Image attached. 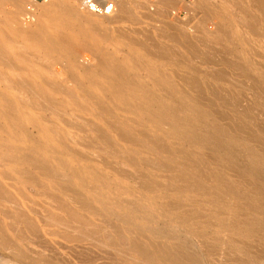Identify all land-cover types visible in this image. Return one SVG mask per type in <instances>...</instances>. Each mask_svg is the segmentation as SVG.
Segmentation results:
<instances>
[{
	"label": "rangeland",
	"instance_id": "obj_1",
	"mask_svg": "<svg viewBox=\"0 0 264 264\" xmlns=\"http://www.w3.org/2000/svg\"><path fill=\"white\" fill-rule=\"evenodd\" d=\"M131 1L133 3H130V4H133L134 6L130 5L131 8L129 7V12L127 11L128 13L125 14L126 16L124 15V18L121 20V22L116 23L115 21H110V20H114L117 17V15L115 14V15H111L110 17H108L107 18L108 20L106 19L107 22L109 21L107 23L101 17H95V16L93 17L91 15L86 14V11L83 9L82 4L81 5L79 4L80 2L78 0H58V1L57 0H47V1H44V0H6V1L0 0V32H1L0 33V44L4 45V47L7 49L6 52L10 50L9 53H7V56L10 55V57H12L14 53L17 52L16 54H18V52H20V53H24L22 54V57H23L27 52L28 55H25L23 59L24 58L27 59L26 60L27 62L28 60L32 58L33 59L32 61L36 62V65H33L35 64V62L32 63V61L28 62L27 64L29 65L30 63L31 65L29 66L34 67V68L31 67L32 71L34 72L39 71L40 75H37L38 77L40 76L39 77L40 79L37 77L39 80H43L44 77H45L44 79L46 80H44V82H40L37 78L34 77L33 79L32 77L31 82L33 83V80H34L35 83L33 84L36 87L41 85V87L40 88L38 87V88L41 90V92L43 91L41 93L42 98L45 100V98H47L49 95L50 99L49 97L47 99H49L51 103L53 101L52 104L55 106L54 107L52 105V107H54L52 108L51 103H50L49 104L50 106L48 105V107H46L48 110H46V108H45V111L44 109L41 110L42 107L40 108V106L42 105L43 100H40V99H36V100L34 99L35 102L30 101L31 104L29 102L28 104H22L20 106L18 105V103H11L12 97H17V94H19V92L15 94V92H17L16 89L18 88L14 87L15 86L14 84L16 83L17 78H19V75L17 76V73L5 71V69L3 70L0 67L1 68L0 71L3 70L1 72L2 74L0 73L1 74L0 75V96H1L0 103L1 105L7 108V109L3 108L0 105V111H2L1 108H3L4 112L6 110L8 113H10L8 115V113L5 112V114L9 117L10 116L16 117L17 115H20L21 113L22 114L21 116L24 115L25 120L26 118H30V120L32 121V122L30 121L31 123L28 121L29 119H27L26 121L25 120L23 121L22 125L23 124L24 125L21 126L22 128H20V129H23V127H25V129L21 130L23 131V133H21V131L19 132L20 129L19 130L18 128L16 129L18 131L16 132L18 136L13 141L15 140L17 141L19 139L20 142H13V141L6 140L5 136H3L4 134L0 132V135L3 134L2 136H0V141L2 140V142H4V143L0 142L1 148H5L9 146L11 143H14L15 145H18L19 147H22V148L24 147V149L25 147L32 148L33 145L31 142L36 141V139L40 137L39 130L43 129L42 127H44L45 130H49V128H51L53 134L54 132H56L55 134H58V135L63 134L61 135V138H60V139H63L62 140L63 142L60 143L61 140L57 138L58 137L57 135H53V134L51 135L50 134L52 133L51 130L47 131V135H50L49 138L53 136L52 137L53 139H51L53 145L58 146L59 145L58 142L60 141L59 142L60 145L63 144L64 146V153L71 154L73 152V155L72 154L71 155L76 160L78 159L77 161H79L80 163L82 162L81 164L86 167L93 168L95 169V171L97 170L98 172L97 171L96 172L98 176L102 178L104 177L103 180L106 179L105 181H102V185L104 189L106 191H111V192L113 191V192L110 196L106 197L104 195L103 196L104 198L102 199L103 202L105 201V203L106 202L109 203L110 201H114L112 198H114L116 195V189L117 188L119 189L120 187H121L120 190L123 188V190L125 191L127 190V192H130V194L126 193L123 195V198L124 199L126 198V201H129L130 198L131 200H133V198L134 200L135 198L139 199L142 196V194H145L147 192V190L145 191L147 184H150V185L152 184L151 190L153 191L154 196L158 194L157 195L158 197L156 196L158 200L155 198L156 200L154 199L155 202H153L154 212H157V216H156L157 218L155 222L153 221V225H152V222H149L150 225L154 228L156 225L166 227L168 235L170 234L171 236H174V237L178 236L179 239H181L179 241L183 243L185 242V244L189 246L190 252L197 254L198 257H200V260H202L201 262H203V264H264V239L255 237L253 239L246 240L243 237H240L237 235L236 236L231 235L229 233L230 228L227 227V225H229V223H230V226L233 224L231 222L232 218L230 217V215L221 211V207H218L220 208L219 209L220 212L219 210L215 209L216 211L214 215L215 218L213 217V219L212 218L208 219L209 217V216L207 217L208 209L211 206V202H210L211 200L209 196L203 197L202 195H197L195 193H192L191 189H189L188 192H186V194L180 193L186 184L184 182V179L182 181L181 180L177 181L175 176L178 177V174L180 175L182 174L181 176L179 175V177H185L187 179L189 176V173H190L189 178L192 176V172H191L190 167L186 166L187 167L186 168L183 165L184 162L183 164L180 163L181 166L175 164V163L179 164V162H182L183 159L181 161L179 160L181 159L182 155L177 150H175L173 144H168L165 139L159 136H157L158 139L154 138V141H148L145 138L147 142L146 143L144 139H142L141 137H139V135H137L134 137L135 140L131 141V146L133 148L130 145L129 147H127L126 143L119 139L120 128L118 124V119H121V117L128 119L127 122L132 125L133 129L137 133L140 130V128L139 126L137 127V125L136 126L134 125V123L136 124L137 122V119L135 118V116H133L132 114L126 115L124 112L110 113L109 111V114H108L109 117H111L110 115H112V118H109L108 115H105V112H103L104 111L103 110L102 113L101 112L100 114L97 113L98 115L96 114L92 117L91 115H85V114L82 115L78 112H75V110L74 112L73 111L71 112L70 110H73L72 107L64 104V98L68 96V95L65 96V94L68 92V91L66 92V89L69 90V93L67 94L70 95L73 93L74 95L73 94L72 95L75 96L74 97L75 99H77L79 97V96L77 97L79 93L75 89L77 88V86L75 85H78L80 82L85 83L84 81L86 80L87 76H90V78L91 77L93 78V79L91 78L93 81V84L94 83L97 84L96 87L92 85L93 86L92 89L97 95L106 96L108 94L107 85L109 83L108 78L110 76L109 74L107 75L108 73L107 71H105L106 72L105 73L102 70V68L99 67L100 63L102 64L103 63L104 64L105 63L106 64L115 63L117 66H120V68L127 70L133 75H135V78L139 82H141L143 85L150 87L151 82L148 76V72L141 69L139 65H140V62H142L144 59L146 60V62H148L147 60H149V62L152 64H156L157 61L158 63L161 62L157 59H154L155 57H151V56H153L155 52L154 48H156L157 45L159 44L166 45L167 43V41L164 40L163 38L164 36L162 37V35H160L159 33V31L163 27V24H165L164 22H167L171 24L172 26L174 25L176 30H179V32L173 36L171 45H167V47L171 46L172 47L171 49L175 51L174 53H179L180 57L177 56L179 61L177 62V64H175L176 67H173L172 65L166 67L167 69L172 70V71L177 70L175 73V77L172 75V76H168L166 79L169 78L170 79V80L168 79L169 82L175 84V86L178 85L179 87L178 86L176 87L177 90L181 89V91L186 93L184 94L187 95V97L189 96L190 98L196 97L197 94L195 95V91L191 89L190 91L188 88L184 86V79L186 77H189L187 75L190 73L189 71H186V68L184 66L182 67L183 64H180L181 63L180 59L181 58L183 60L185 59L186 61L182 62L184 63L185 66H190V67L193 66L192 68L195 69V72L197 71L199 72V74L198 73L196 74L195 72H191L190 74L193 75V77L196 74L195 75L197 76L196 79L198 80L202 79L200 81H202V83L205 86L207 85V87L209 86L216 87L220 90H223L224 92L228 93L229 95H231L232 97L236 99L237 98L241 99L243 102H245L246 106L249 108L248 116L251 117L254 120V122H256V123L253 122V124L251 125H247V124L246 126L244 125L245 127L243 126L244 128L243 127L241 128L242 129L241 132H240V129L235 128L239 131L235 130L232 123L230 124L231 126L227 125V123L229 124V122L231 121L234 123V120H236L235 118H233L234 117L233 114H231V112L228 109L226 108L224 109V107L221 108L220 105L218 106V103L215 102V100H213L211 95L205 91L202 96L199 95L200 97L198 99L200 101V104L203 101L202 104H204L206 108L210 104L212 106V109L211 108L209 109H211V111H213L215 114V115L213 114L214 116L213 119H215V117H216V120L219 119V121L222 124L224 123V125L222 126H225V127L230 126L228 127V129L231 132H234V133H231V137H234V138H230L228 142L230 140L231 141L229 143L226 142V144H224L220 149H214L212 146H208L204 149L201 148L200 150H198V148L195 147L193 149V155L195 156V154H198L200 152L201 153L203 152V155H206V153H208L209 155H206L205 158L208 162L213 163V164L209 163L210 165L212 164L211 167L214 168L215 165L217 164L215 167L216 170L218 169L221 170L224 168V167L222 168V166H224L225 162L224 161L222 162L221 159L223 158L222 156H226V155L230 156L232 160L234 161L236 160L243 161V164L241 162L242 167H248L247 161L249 158H251L252 154L257 155V157L260 158V160L258 158L257 159L261 162V160L264 159V155L262 154L264 153V142H263L264 136L262 135V133L264 134V110L262 109V107H260L257 100L259 98L260 92L264 93V30L262 31L261 29V31L259 32H252L251 30L248 29L250 32L248 31L246 32L247 28H245L246 30L243 28L246 24H248L247 22L250 20V18H247L246 14L244 16L243 13H245V10H247L249 11L251 15H253V17L256 16V18L258 17L260 18L259 10L263 11L264 7L262 8L261 6L260 7L261 9H260L258 6L254 5V3L250 0H248L249 2L247 0H242V3L240 2V0H236V1L231 0L232 3L230 0H172V3L169 7H167L166 9L163 8L166 12V15H164L165 12L164 14H162L164 16L163 18H165L163 19L162 15L156 12L157 6L154 4V1H149V0H131ZM238 1L240 4L238 3ZM263 1L264 0L261 1V5L264 4ZM58 2L61 3L62 5H60ZM49 5L51 7H49ZM55 5L57 8L54 7ZM71 7L75 9L74 12H77L75 13V15L71 11H69L71 10ZM195 8L197 11L195 10ZM48 11L50 12V14L58 13L60 15L62 22L64 21V24L66 21L68 22V20H70L71 18H75V17H81L82 19L85 20L84 22H81L80 24L81 26L80 25L79 27L76 26L77 31L79 30L81 33H83L80 35L81 40H83L85 44L87 43L86 44L87 46L93 45L96 43L95 45L99 47V52H100V53L97 52L98 54H96V53H92L90 50H88L89 51L88 52L87 49L85 51L82 48L77 51L76 63L79 66V62H80L81 66L79 67L82 69L84 68L85 72L83 71L80 72L79 70L68 68L67 62L64 59L65 56L62 54L59 55V57L61 56V58H59L55 53L54 54L51 53L49 57L48 55L47 57H45V54L37 50L30 51V52L29 51L21 52L22 50L20 49L26 50V46L24 44L27 43L26 42L27 35L34 34L35 36L40 38L43 32L42 31L43 29L46 32H52V29H50L49 21H47L48 15H49ZM205 11L209 13H207L206 15ZM200 12L202 14L204 13L203 17ZM158 14H160L161 16ZM195 14L197 16V19H196ZM198 15H201V16H199L198 18ZM191 20L195 27L193 26L192 23H190ZM39 21L41 22V24H39L40 23ZM4 23L6 24L8 23V24L6 25ZM92 26H95V28H92L93 30L91 29ZM59 27H57V29L59 28L58 29L59 34H65V35L67 34L68 36L72 35L73 30H69L66 27V25H63V26L60 25ZM16 29L18 32L16 31ZM122 29L123 31H120ZM226 29L228 31H226ZM10 30L12 31V33L10 32ZM34 30L36 31V33L32 32ZM94 30L97 32V34L96 32H94ZM112 30H115V33ZM116 31L118 32L116 33ZM221 31L226 32L227 34L228 33L230 34L231 44L234 50L233 54L223 53L221 51L220 46H216L213 43V40L217 39L216 36L218 34L221 36L220 34ZM16 32L17 34H15ZM19 32L21 33L19 34ZM93 32L95 33V36H93L94 38L91 37L90 35ZM124 32L126 33L123 34ZM98 34L99 36H96ZM117 34H122L121 36L122 37L124 36L125 40L121 38L120 35H117ZM18 35L20 37H17ZM125 35H127V37ZM239 35H241L242 39ZM6 36L10 37L11 39L10 42L9 40L8 41L5 40V38L6 39L9 38ZM24 36L26 37L24 38ZM220 36H217V37L219 38ZM131 37L136 39V40L134 39L133 40L134 42L137 41L136 42L138 44L137 46L134 45L136 43L134 42L132 43L133 40L130 41L131 45L128 44L130 39L127 40V38H131ZM105 38H106V41H105ZM12 41L14 44L11 43ZM162 41H166V42H162ZM151 42H153V44L156 42L157 44L155 43L156 45H152V44L150 45ZM9 43H11V45L13 44L15 46V49H14V46L13 45L11 46ZM15 43L18 46L20 45L22 47L19 49ZM183 43H186V44H183ZM110 53L113 56H110L111 55ZM29 54L31 55V58ZM40 54H42L43 56ZM149 54H151V56L148 57ZM52 57H54V59H52ZM47 58L48 59L51 58V59L48 60ZM102 59H104L103 62H102ZM111 59L112 60L115 59V60L111 61ZM232 60H238V63L242 65L245 72L242 73L236 67L230 66V62ZM188 62L190 63V65ZM134 63L136 66H134ZM28 65L26 66L24 65V67L30 70V67H28ZM85 66L86 67L88 66V68L86 69ZM91 66L92 68L93 67L95 68L92 69ZM95 70H99V71H95ZM67 71L69 73H67ZM208 72H211L210 77H206L204 75ZM36 73L38 74V72ZM81 73L82 74L84 73V74L82 75ZM99 75H101L102 78ZM104 78L107 80H105ZM35 79H37L38 81ZM68 79L70 82L71 81L73 82V80L75 82L76 80V83L74 84V82L73 83L71 82L70 84ZM49 80L52 83H49ZM38 82L41 84H39ZM53 82H55V84ZM253 82H256V84L258 85V88L254 87ZM66 83L68 84V87ZM10 84H12L13 87H11ZM46 84L47 85L49 84V85L47 86ZM8 85H10L11 88L8 87ZM63 85H65L64 86L65 89L62 88ZM71 85H74L73 86L74 89L71 88L72 87ZM98 86H100V88ZM43 87H46V88H43ZM101 87L103 91L106 93V95L102 91ZM60 88L62 89V91L63 89L65 90L63 91V93L66 92L63 95L65 97L63 96L61 97L62 93H60L59 95V92H62ZM53 89L55 90L57 89V90L55 91ZM5 90L7 91L5 92ZM18 91H20V89ZM70 91H72V93H70ZM102 92L104 93V95ZM72 95H70L71 97L68 96L69 99L71 98L74 99ZM1 98L4 99L5 101L8 99L7 101L9 103L7 101L6 103L7 104L11 103L13 107L15 106L14 108H12L13 110L11 109V106L9 107V105L7 104H5L6 106L2 104L4 101ZM60 99H63V100H60ZM37 100H39L38 103H36ZM60 101H62L61 102L62 104L60 103ZM45 102H49V101L45 100ZM33 105H37L38 107L37 106L33 107ZM52 109H55V110H52ZM56 110L57 112L59 111V114L61 116L60 115L57 116L58 113L56 112ZM3 111L2 113H4ZM11 113L14 115H11ZM72 113H74L73 116H72ZM107 113L108 112H106V114ZM116 113H117V116H115ZM231 115L233 117H231ZM119 116L120 118H117ZM77 118L80 119L81 121H79ZM108 118L113 119V120H109ZM75 119L78 121H75ZM106 119H107L106 122L109 123V126L106 123L107 127L104 122ZM228 119H231V120L228 121ZM240 119L238 120L240 121ZM243 120L247 121V119H244V118L242 119V121ZM129 121H132V122H129ZM33 122L37 124H34ZM90 123H92L93 125L92 127L94 130H96V126L98 130L94 132L92 127H89L91 126ZM103 123L104 125H101ZM114 123L115 125H113ZM221 123H218V124L221 125ZM40 124L42 126H40ZM49 124L52 125V127L49 126ZM87 124L89 125L88 127L90 129H87ZM253 125H256V126H253ZM141 126H142L143 131H147L143 125ZM231 127H232V130H231ZM163 128H166V126L163 125ZM258 129H259V132H258ZM96 132H99V133L97 134ZM21 135H22V138H21ZM235 135L238 138L239 136H242L244 139L247 137H249L250 139L247 138L249 141H246L245 139L246 142L245 141L243 142L245 145H243V143H241L240 145V142L243 141V138L241 137L240 139H238ZM102 136L106 138V142L108 138V140L111 141V144L106 143L103 140ZM150 136L152 139V134ZM260 137H263L261 138L262 142L259 141ZM233 139H235L236 141ZM21 140H23L22 142L27 141L28 143L24 144L21 142ZM30 140L32 141L30 142ZM156 140H157V143L159 144L158 145L157 143L156 144L153 143V144L155 145V148L157 146L160 147V150H159V147H157V151L160 152L162 150L164 152L165 148H167L165 152H168V151H171V152H168L167 154L164 152L165 156L163 153H161L162 151L160 153L158 152L160 156L159 158L158 153L154 152L155 151L154 146L151 147L152 150H150L151 143L155 142ZM54 141L56 143H54ZM247 143H249L251 147H249ZM35 145L36 144H34V146ZM169 146L171 150H169L170 149ZM65 147H68L66 151L69 152L71 150V152L69 153L66 152ZM125 147H127V149ZM1 148H0V159L2 158V160L5 161L6 158L3 157ZM131 150H133V152ZM107 151H109L110 154L109 153L106 154L105 152ZM27 152L25 151L24 153L23 151V153L26 155H27ZM74 153H75V156H74ZM132 154H134V156ZM135 154H137L136 157H135ZM168 154H169V157H166L168 156ZM193 155L191 156L190 154V157L192 158ZM210 155L211 157H209ZM79 156H81L80 157L81 159L78 158ZM130 156L131 157L133 156V158L131 159ZM52 157L56 158L57 156H55L54 154V156L52 155ZM128 157L131 160L125 159ZM156 157L158 161L159 159L160 161L163 160V164H164L163 166L161 164L162 161L161 162L159 161L162 168H156V167L152 168V166L150 165V161L156 160L154 159ZM164 157L168 159H165ZM212 158L213 160L210 161ZM217 159L218 160L220 159V160L217 161ZM213 161H215L216 163H214ZM0 162L2 161L0 160ZM26 163L27 161L24 162V164L20 165V167L21 168L23 167L22 169L24 170L30 171L31 170V168L29 167L30 165ZM165 163L167 164V167ZM218 163L219 165H222V166H219ZM249 163H250V160H249ZM2 164L3 163H0V182H2L6 191H8L9 193L13 195V198L16 200L15 203H18L20 206V207H17V206H14L15 205L14 204L13 206H10V207H14V208L17 207L16 211L18 212L24 211L23 212L24 214H22V216H25L24 219L30 218V217L33 218L37 226L36 229L39 230L38 233L26 232L24 234L25 246H27L30 251L42 252L46 255H53L55 259L61 264H115L116 263L115 258L111 254V248H110L111 243L113 241V235L111 232L112 230L110 228V225L104 219L102 220L101 217L95 216V217H92L91 219V222L94 225L98 227L101 226L105 230L104 236L100 240H97V241L88 240V239H84L83 237H79L80 234H78L79 232H77L76 230L78 223H73V225L69 226V228L68 227L63 228L62 226L54 224V222L45 219L46 214L49 213L53 215H59L61 216V218H63V220L69 221V218L67 217L68 211L66 214V211L60 210L57 206L58 203L60 202L66 205L68 207V210L69 209L71 211L76 210L84 214V209L83 207H81L82 206L81 201L80 200L78 201V199H76L75 197L77 193V187L75 186L65 187L62 194L56 191V189H59L58 188L59 186L57 183L58 182L57 177L61 174L60 171H57L54 174L55 175L54 178H50L49 182H47L48 183L47 188L49 189V195L48 194L43 195V194L38 193L35 185L32 183L24 185L22 188V193H24L28 197L26 200L25 197L19 195L18 192H20V188H18L17 185H15V183L11 180V178L5 176V174L3 173V168L1 167ZM182 165L184 167H182ZM178 168L181 169V171L180 170L178 171ZM185 168L187 170H185ZM215 168H214V172H216ZM228 170H230V168ZM175 171H178V172H175ZM179 172H184V173H179ZM230 174L232 176H230ZM230 174L228 173V175L231 178L235 177L234 180L238 178L236 182L238 181L237 184L240 187L243 184H244L243 186L246 185L244 183L245 180L240 179L236 171L230 170ZM41 177L42 176L40 175L39 180L41 179ZM263 177H264V174H263ZM42 180L43 178L41 179V181ZM199 180H200L199 182L202 185L209 184V181H207V176L205 175V173L202 175V177ZM240 181H241V184L239 183ZM181 183L183 185H181ZM179 186L182 187V189H180ZM114 187H117V188H114ZM143 187L145 189H143ZM176 188L177 190L179 189L178 190L179 192L177 191L178 195H180L179 198H178V195L175 193ZM162 195H165L164 197L166 198H163ZM228 199L229 201H227ZM162 201H164L163 204L160 203ZM226 201L229 203H232L233 200L230 198H226ZM3 203H5V200ZM5 205H10V204H5ZM112 212H116V209H113ZM221 212L224 213L222 214V216H220ZM247 217H248L247 219H250V216H247ZM253 217L254 216H252V218ZM1 218L4 222L5 221L8 222L7 221L8 219H5L4 217H1ZM137 218L138 217H136V220L139 221L140 218L138 219ZM140 221L143 222L142 220ZM154 223H155V226H154ZM119 227L124 228L122 225H119ZM188 227L194 229V232L193 233L189 232ZM202 227L204 230L201 231L202 233H198V229H201ZM88 229L89 227H83L80 233H85ZM117 242L119 243L118 240ZM121 246L126 248V246L123 244ZM1 258L9 260L14 264H18L20 262L19 259L13 258V257L10 258V257L2 256ZM117 259L118 258L116 257V260Z\"/></svg>",
	"mask_w": 264,
	"mask_h": 264
},
{
	"label": "bare ground",
	"instance_id": "obj_2",
	"mask_svg": "<svg viewBox=\"0 0 264 264\" xmlns=\"http://www.w3.org/2000/svg\"><path fill=\"white\" fill-rule=\"evenodd\" d=\"M4 1H6V0H4ZM44 1H47V0H44ZM78 1L80 2L79 4L81 5L82 0L81 1L78 0ZM250 1H252L254 3V5L258 6L259 8L261 6H262V8L264 7L263 6L264 4L261 5L262 0H250ZM240 2L242 3V0H240ZM130 3H133V2L131 0H118V2L116 3L115 11L109 15H95V14H92L89 11L85 10L84 8L83 9L86 11V14L91 15L93 17L94 16L95 17H101L105 20V22H107L108 17L116 14L117 17L116 18L113 17V18H115L114 20H110V19L109 20L115 21L117 23V22H121V20L124 18V15L129 12V7L131 8V6L133 5ZM171 3H172V0H154V4L157 6L156 12L160 13L161 15L164 14L165 10L163 8L166 9L167 7H169L171 5ZM231 3H232V1H231ZM238 3H239V1H238ZM59 4L62 5L61 3H59ZM196 4H197V2H196ZM49 7H51V6L49 5ZM54 7L57 8L56 5ZM17 8H18V6H17ZM61 10H63V9H61ZM74 10L75 9L73 7H71V10H69V11H71L75 15V13H77V12H74ZM195 10H196V8H195ZM154 11H155V9H154ZM207 11H208V9H207ZM62 12H64V11H62ZM259 12H260V18L259 17L256 18V16H254L255 17L254 18L253 15H251L249 13V11H247V10H245V13H243L244 16L246 14L247 18H250V20L247 22L248 24H246L243 28V29L247 28V30L245 29L246 32L247 31L250 32L249 30H251L252 32H259V31H261V29H262V31L264 30V10L263 11L259 10ZM19 13H21V12H19ZM48 13H49V15H48L47 21H49L50 29H52V32H46V31H44V29L43 30L41 29L43 32L40 31V32H42V35L40 38H38L34 34L27 35V38H26L27 43L24 44L26 46V50L20 49L22 46L19 45L20 46L19 47L16 43L15 44L18 46V48L20 50H22L21 52H23V51L24 52H26V51L30 52V51H34V50L36 51L37 50V51H41L43 54H45V57H47V55L49 57V55L51 53H53V54L55 53L58 57L60 54H62L65 56L64 59L67 62L68 68H71V69L73 68V69L79 70L80 72H82V71L85 72L84 68L82 69L79 67V66H81L80 62H79V66L76 63L77 51L82 48L85 51L87 49V51L90 50L92 53H96V54H98L97 52H99V47H97V45H95L96 44L95 42H94L95 44L87 46L86 45L87 43L85 44L84 41L81 40V37H80V35L83 33H81L79 30L77 31L76 26L79 27L81 22H84L85 20L82 19L81 17H75V18H71L70 20H68V22L66 21L67 20L66 19L65 20L66 22L64 24V21L62 22L60 15L58 13H53V14L51 13L50 14L49 11H48ZM205 13L207 15V13H209V12L205 11ZM160 14H158V15H160ZM203 14H202V17H203ZM164 15H166V12ZM195 16H196V14H195ZM199 16H201V15H198V18H199ZM163 17L164 16L162 15V18ZM163 19H165V18H163ZM196 19H197V16H196ZM123 23H124V21H123ZM164 23L165 24H163V27L159 31V33H160V35H162V37L164 36L163 38H164V40L167 41L168 44L166 43V45L165 44L164 45H161V44L157 45L156 48H154L155 52H154L153 56H151V54L148 55V57L149 56L155 57L154 59H157L161 62L158 63V61L156 60L157 63L155 62L156 64H152L149 62V60H147L148 62H146V60L144 59L142 62H140V65H139L141 67V69L148 72V76H149L150 82H151L150 87H147V86L143 85L141 82H139L135 78V75H133L129 71L124 70V69L120 68V66H117L115 63H110V61H109L110 64L100 63V66H99L102 68V70L104 72L107 71L108 72L107 75L109 74V76H110V77L108 76L109 78L107 77L109 79V83L107 85V88H108V94L107 95L101 87L102 91L105 93L106 96H102V95L99 96L93 91L92 87L93 86L96 87L97 84L94 83V84H96V85H94L93 81H92L93 78L91 77L92 78L91 79L90 76H87L86 80L84 81L85 83L80 82L78 84V82H77L78 85H75V86H77V88H75V89L79 93V95H77V97L79 96L77 99L74 98L75 96H73L74 94L72 93V91H70V93H72L73 95L72 94H70V95H72L74 99H72V98L69 99V97H71V96L69 94H67V93H69V90L66 89V92L67 91L68 92L67 93L64 92V93H66L65 96L68 95L69 97L67 96L68 98L67 97L64 98V104L72 107L73 110L69 109L71 112L72 111L74 112V110H75V112H78L82 115L83 114L91 115L92 117L94 115H96L97 113L98 114H100V112L102 113L103 110H104L103 112H105V115H108L109 111H110V113H112V112H120V113L124 112L126 115L132 114L133 116H135V118L137 119V122H136V124L134 123V125L135 126L137 125V127L139 126V128H140V130L137 133L133 129L132 125L127 122L128 119L123 118V117H121V119H118V124H119V128H120L119 139L124 141L126 143L127 147H129V145L131 146V141L135 140L134 137L137 135H139V137L144 139L145 142H146V139L148 141H154V138H157V136H159V137H162L163 139H165L168 144H173L175 150H177L182 155L181 159H179V160L181 161L183 159L182 162L178 161L179 164H177L175 162L174 163L176 165L181 166L180 163L183 164V162H184L183 165L185 167L186 166L190 167L191 172H192V176L189 178L190 173L188 171L189 176L187 179L185 177H179L180 174H178V177L175 176L177 181H180V180L182 181L184 179V182L186 184L183 187V190L182 191L180 190L181 191L180 193L186 194V192H188V190L191 189L192 193H195L197 195H202L203 197L209 196V198L211 200L210 201L211 206L208 209V215H207V217L209 216L208 219H210V218L213 219L215 212H216L215 209L219 210L220 208H218V207H221V211L230 215V217L232 218L231 222L233 224L231 226H230V223H229V225H227V227L230 228V229L229 228L228 229H229V233L231 235H233V236L237 235V236L243 237L246 240H250V239H253L255 237H259L261 239H264V177H263L264 159L261 158L262 160L260 162L259 161L260 158H258L257 155L251 153L252 154L251 158H249L247 161L248 167H242L241 162L243 164V161H237V160L234 161L228 155L222 156L223 158L221 159V161L222 162L224 161L225 164H224V166H222V165H219V163H218V165L222 166V168L223 167L224 168L221 170L220 169L216 170V168H215L217 165L216 164L214 167L216 172H214V168L211 167V165L213 163L208 162L205 158L206 155H209L208 153H206V155H203V152L202 153L200 152L198 154L194 153L195 156L193 155V149L195 147H197L198 150H200L201 148L204 149L208 146H212L214 149H220L224 144H226V142H228V140L230 138H234V137H231V133H234V132H231L228 129V127L231 126L230 125L231 123L233 124L234 129L235 128L240 129V132L242 130L241 128L244 125L246 126V124L247 125L253 124L254 120L248 116L249 115L248 114L249 108L246 106L245 102H243L241 99H239V98L236 99V98L232 97L231 95H229L228 93H226L223 90H220L216 87H212V86L207 87V85L205 86L202 83V81H200L202 79H200V80L196 79L197 76H195V75L197 73L199 74V72L197 70H196L197 72H195V69L192 68L193 66L192 67L185 66L184 63H182V62L186 61V60L185 59L183 60L182 58L180 59L181 63L179 62L180 64H183L182 67L184 66L186 68V71H189L190 73L191 72L196 73V74L194 73L195 74L194 77L190 73L189 74L191 76L189 74L187 75L189 77H186L184 79V86L186 88H188L189 90L191 89V90L195 91V95L196 94L197 95L194 98L192 96H191L192 98H190V96L187 97V95H185L186 93L181 91V89L177 90L176 87L178 85L175 86V84L168 81L169 78L166 79L168 76H172V75L175 77V73L177 70L172 71V70L167 69L166 67L171 66V65L173 67H176L175 64H177V62L179 61L177 56L180 57V54L174 53L175 51L171 49L172 48L171 46H168L169 48L167 47V45H171V42L173 40V36L176 35L179 32V30H176L174 25L172 26L171 24H169L167 22H164ZM171 23H172V21H171ZM190 23H192V20L190 21ZM4 24H6V23H4ZM39 24H41V22ZM86 24H85V26H86ZM112 24H113V22H112ZM60 25L61 26L66 25V27L69 30H73L72 35L68 36L67 34L66 35L65 34H59L58 29L60 28L59 27ZM109 26H111V25H109ZM193 26H194V24H193ZM57 27H59V28L57 29ZM92 28H95V26H92L91 29ZM9 29H11V28H9ZM95 30H94V32H96ZM16 31H17V29H16ZM112 31L115 33V30H112ZM120 31H123V29ZM226 31H228V30L226 29ZM10 32L12 33L11 30H10ZM17 32L15 34H17ZM32 32L36 33L35 30ZM94 32L90 34L91 37L95 36ZM117 32L118 31H116V33ZM20 33L21 32H19V34ZM61 33H62V31H61ZM125 33L126 32H124L123 34H125ZM96 34H97V32H96ZM220 34H221V36L218 34L217 36H220V37L218 38L216 36L217 39L213 40V43L216 46H220L221 51L223 53L233 54L234 50L232 48L230 34L229 33L227 34L226 32H223V31H221ZM117 35L121 36L122 34H117ZM9 36H6V37H9ZM96 36H99V34ZM125 36L127 37V35H125ZM239 36L241 37V35H239ZM17 37H20V36L18 35ZM25 37L26 36H24V38ZM237 37H238V35H237ZM121 38L124 39V36L123 37L121 36ZM134 38H135V36H134ZM134 38H132V37L127 38V40L130 39L128 44H130L131 43L130 41H132ZM89 39H90V37H89ZM241 39H242V37H241ZM5 40H7V41L9 40V42H10L11 39L9 37L8 39L5 38ZM134 40H136V39H134ZM134 40L132 41V43L134 42ZM13 41L11 43H13ZM22 41H24V40H22ZM105 41H106V38H105ZM166 41H162V42H166ZM136 42H134V43H136ZM11 43H9V44L11 45ZM91 43H93V42H91ZM155 43L153 44V42H151L150 45L151 44L156 45L157 43L156 44ZM6 44H8V43H6ZM183 44H186V43H183ZM134 45L137 46L138 44L136 43ZM17 46H16V48H17ZM89 46H91V47H89ZM5 49L6 48L4 47V45L0 44V67L3 70L5 69V71L14 72V73H17V76L19 75V78H17V81L14 84L15 85L14 87L18 88V89H16L17 92H15V94L18 92H19V94H17V97H12L11 103H18V105L20 106L22 104H28L30 101L35 102L34 99L35 100L40 99V100H43V103L40 106V108L42 107L41 110L44 109V111H45V108L48 107V105L51 103L49 100L50 96L48 95L49 99H47L48 97L45 98V100L49 101V102H45V100L41 96V93L43 91L41 92V90L39 89L41 87V85L36 87L33 84V83H35L34 80H33V83L31 82L32 77L34 79V77L37 78L38 77L37 75H40L39 71H36V72H38V74L36 72L32 71V68H34V67L31 66L32 67L31 68L29 66V65H31L30 63H29V65L27 64L28 62L33 60L31 58V55L29 54L31 59L26 62L27 59L24 58L25 59L24 60L23 57L25 55H28L27 52L22 57V54H24V53L18 52V54H16L17 52L15 51L16 52V53H14L15 55L13 54V56L10 57V55L7 56V53H9L10 50L8 52H6L7 49L6 50ZM14 49H15V46H14ZM40 55H42V54H40ZM110 56H113V55L111 54ZM145 56H146V54H145ZM33 57H34V55H33ZM101 57H102V55H101ZM59 58H61V56ZM103 58H104V56H103ZM50 59L51 58H49L48 60H50ZM52 59H54V57H52ZM103 60L104 59H102V62H103ZM108 60H110V59H108ZM114 60L111 59V61H114ZM24 62H26V63H24ZM34 62L32 61V63H34ZM134 62H135V60H134ZM132 63H133V61H132ZM24 65L25 66L28 65V67H30V70L26 69L24 67ZM33 65H36V62ZM189 65H190V63H189ZM134 66H136L135 63H134ZM230 66L236 67L242 73L245 72L242 65L240 63H238V60H232L230 62ZM178 67H179V65H178ZM87 68H88V66L86 67V69ZM91 68H92V66H91ZM93 68H95V67H93ZM35 69H36V67H35ZM63 69H65V68H63ZM2 71H0V73ZM86 71H88V70H86ZM95 71H99V70H95ZM67 73H69V72L67 71ZM97 73H99V72H97ZM204 75L206 77H210L211 72H208ZM99 76L101 77V75H99ZM41 77H42V75H41ZM93 77H95V76H93ZM96 77H97V75H96ZM44 78H43V80H39L40 78L38 80L40 82H44V80H46ZM37 79H35V80H37ZM83 79H84V77H83ZM105 80H107V79H105ZM68 81H69V79H68ZM71 82H70V84H71ZM73 82H74V80H73ZM203 82H205V81H203ZM49 83H52V82L49 80ZM53 83L55 84V82H53ZM75 83H76V80H75L74 84ZM253 83H254L253 84L254 87L258 88V85L256 84V82H253ZM39 84H41V83H39ZM10 85H11V87H13L12 84H10ZM10 85H8V87H10ZM64 86L65 85H63L62 88H64ZM71 86H72L71 88L74 89V87H73L74 85H71ZM100 86H98V87L100 88ZM67 87H68V84H67ZM185 87H184V89H185ZM10 88H8V89H10ZM43 88H46V87H43ZM19 89H20V91H18ZM64 89H63V91H65ZM53 90H55V89H53ZM6 91L7 90H5V92ZM61 91H62V89H61ZM63 91L59 92V95H60V93H62L61 97L64 95ZM205 91L208 92L211 95V97L213 98V100H215V102L218 103V106L220 105L221 108L224 107V109L225 108L228 109L231 112V114H233L234 117L232 115H231V117L236 119V120H234L235 124L231 121V122H229V124L227 123V125H230V126H227L225 124L227 126V127H225V126H222V125H224V123L222 124L219 121V119L216 120V117H215V119H213L214 118V116H213L214 112L211 111L212 106L210 104L208 105V103H207L208 107L206 108L204 106V104H202L203 101L201 100L202 103L200 104V101L198 99L200 97L199 95L202 96ZM104 93H103V95H104ZM65 96H63V97H65ZM2 100L4 101V102L2 101L3 102L2 104H4V105L7 104L6 101L8 99L6 101L4 99H2ZM60 100H63V99H60ZM257 101H258V104L260 105V107H262V109L264 110V93L260 92L259 98ZM31 102H30V104H31ZM38 102H39V100H37L36 103H38ZM61 102L62 101H60V103ZM11 103L7 104V105H9V107L11 106V109H12L15 106L13 107V105ZM52 103H53V101H52ZM52 103H51V107L53 105ZM204 103H206V102H204ZM0 105H1V103H0ZM37 105H33V107L37 106ZM1 107L6 108L3 105H1ZM54 107H52V108H54ZM3 108H1L2 111L4 110ZM209 108H211V109H209ZM46 110H48V109L46 108ZM52 110H55V109H52ZM63 110H64V108H63ZM2 111H0L1 112L0 113V132L4 134V135L3 134L2 135L5 136L6 140L13 141L18 136V134L16 133L18 131L16 129L18 128V130H19L20 128H22L21 126L24 125V124L22 125V123L25 120V117H24V115L21 116L22 115L21 113H20V115H17L16 117H11V116L9 117L5 114V112H7L6 110H5V112L3 111L4 113H2ZM56 112H57V110H56ZM106 112H108V113L106 114ZM12 113H11V115H14ZM57 113H58L57 116H59L60 115L59 111ZM9 114L10 113H8V115ZM28 114H26V115H28ZM73 114L74 113H72V116H73ZM103 115H104V113H103ZM226 115H228V114H226ZM110 116L111 117H109V115H108L109 118H112V115H110ZM115 116H117V113ZM242 117L244 119H247V121L246 120L242 121V119H243ZM75 118H76V116H75ZM117 118H120V116ZM240 118H242V119H240ZM27 119H29L28 120L29 122L31 121L30 118H26V120ZM238 119H240V121ZM78 120L81 121L80 119H78ZM78 120L75 119V121H78ZM109 120H113V119H109ZM214 120H216V121H214ZM229 120H231V119H228V121ZM106 121H107V119L104 121L105 124L107 123ZM217 121H219V122H217ZM100 122H98V123H100ZM129 122H132V121H129ZM218 123H221V125ZM254 123H256V122H254ZM34 124H37V123H34ZM107 124L109 126V123H107ZM107 124H106V127H107ZM90 125L91 126H89L87 124V129H90L89 127L93 126L92 123H90ZM101 125H104V123ZM113 125H115V123ZM141 125H143L147 131H143ZM163 125H165L166 128H163ZM40 126H42V125L40 124ZM49 126L52 127V125H50V124H49ZM253 126H256V125H253ZM42 128L43 129L39 130V136L40 137H38L37 139L35 137L36 141H34V142L32 141L34 138L32 140H30V142L32 141L31 142L33 145L32 148H29V147L26 148L25 147V149H24V147L23 148L19 147L18 145H15L14 143H11L9 146H7L5 148H1V146H0L1 151H2V155L4 158H6L5 161L2 160V158H1L0 160L2 162H0V163H3L2 164L3 166L1 165V167L3 168V173L5 174V176L11 178V180L15 183V185H17V187L20 188V192H18V193H19V195L25 197L26 200L28 197L24 193H22V188L24 185L32 183L35 185L38 193L43 194V195H45V194L49 195V189L47 188V186H48L47 182H49L50 178H54V176H55L54 174L57 171H60L61 174L57 177V179H58L57 183H58L59 189H56V191H58L62 194L65 187H69V186L70 187H72V186L77 187V193H76L75 197H76V199H78V201L79 200L81 201V205H82L81 207H83V209H84V214H82L76 210H72V211L70 209L68 210V207L60 202V203H58L57 206L60 210L66 211V214L68 211L67 217L69 218V221L63 220V218H61V216H59V215H53V214H49V213L46 214L45 219L50 220V221L54 222V224L62 226L63 228H67V227L69 228V226L73 225V223H78L76 230H77V232H79L78 234H80L79 237H83L84 239H88V240L97 241V240H100L104 236L105 230L101 226L98 227V226L94 225L91 222V219H92V217H95V216L101 217L102 220L104 219L110 225V228L112 230L111 232L113 235V241L111 243L110 248H111V254L113 255V257L115 258V261H116L115 264H203V262H201L202 260H200V257H198L197 254L190 252V248L187 244H185V242L183 243V242L179 241L181 239H179L178 236H177L178 237L177 238V237L171 236L170 234L168 235L166 227H164V226L162 227V226H158V225L155 226V223H154L155 228L150 225L149 222H152V225H153V221L155 222L156 218H157L156 217L157 212H154L153 202H155L154 199L156 198V196L158 194L156 193L157 195L154 196V193L151 190L152 184L151 185L147 184L146 189L143 187V189H145V191L147 190V192L145 194H142L141 197L139 196L140 197V198L138 197L139 199L135 198V200H134V198L132 197L133 200H131V198H130L129 201H126V198L124 199L123 195L126 193L130 194V192H127V190L126 191L123 190V188L120 190V188H121L120 186H119L120 187L119 189L117 187H114V188H117L116 189V195L114 198H112L114 201L109 200L110 201L109 203H107V202L105 203V201L103 202V200H102L104 198L103 196L104 195L106 197L110 196L113 192V191L112 192L106 191L104 189V187L102 185V181H105L106 179L103 180L104 177L102 178V177L98 176L97 170H96L97 171L96 172L95 169L86 167V166L81 164L82 162L80 163L79 161H77L78 159L76 160L72 156L73 152L71 153L72 155L64 153V146H63V144L60 145V143L63 142L62 141L63 139H60L61 135H63V134L58 135V134H55L56 132H54V134H53L51 128H49V130H51V132H52V133H50V132L49 133L51 135L52 134L57 135L58 137L57 136L56 137L61 140V142L59 141L60 143L58 142V144H59L58 146L53 145L52 140H51V139H53L52 138L53 136L49 138L50 135H47V131H49V130H45L44 127H42ZM23 129H25V127H23ZM23 129H20L19 132ZM46 129H48V128H46ZM92 129H93V127H92ZM237 129H235V130H237ZM96 130H98L97 126H96ZM96 130H94V132ZM231 130H232V127H231ZM229 131H230V133H229ZM237 131H239V130H237ZM258 132H259V129H258ZM21 133H23V131H21ZM96 133L98 134L99 132H96ZM151 134H152L153 140L151 139V136H150ZM238 134H240V133H238ZM2 135H0V136H2ZM232 135H234V134H232ZM262 135L264 136L263 133H262ZM104 136H102V137H103V140L106 142V138ZM241 137L242 136H239V138L238 137L237 138L240 139ZM21 138H22V135H21ZM247 138L250 139L249 137H247ZM247 138H245L246 141H249ZM261 138H263V137H260L259 141H261ZM235 139H233V140H235ZM245 139L243 138V141L240 142V145H241V143H243L245 141ZM55 140H56V138H55ZM22 141L23 140H21V142ZM0 142L4 143V142H2V140ZM13 142H20V141L18 139L17 141L15 140ZM250 142H251V140H250ZM5 143H7V142H5ZM22 143L25 144L28 142L26 141V142H22ZM54 143H56V142L54 141ZM106 143L111 144V141H109L107 138ZM153 143L156 144L157 140L155 142L151 143L150 150H152L151 147L154 146L155 151L154 150L153 151L158 153L159 151H157V147H159V146H157L155 148V145ZM249 143H247V144L249 145ZM34 144H36L37 146L36 145L34 146ZM149 144H150V142H149ZM158 144L159 143H157V145ZM243 145H245V144L243 143ZM127 147H125V148L127 149ZM246 147H247V145H246ZM249 147H251V145H249ZM67 148L68 147H65V151ZM169 148H170V146H169ZM69 149H70V147H69ZM166 149L167 148H165V150ZM159 150H160V147H159ZM163 150H164V148H163ZM165 150H164V152H165ZM169 150H171V148ZM23 151H24V153H25V151L26 152L28 151L27 155L24 154ZM128 151H129V149H128ZM131 151L133 152V150H131ZM66 152H68V151H66ZM69 152H71V150ZM164 152L162 151L161 153L164 154ZM168 152H171V151H168ZM168 152H165V153L167 154ZM105 153L107 154V153H109V151H107ZM159 153H158V157L160 158ZM259 153H261V152H259ZM54 154H55V156H57L56 158L52 157V155L54 156ZM77 154H79V153H77ZM137 154H135V157ZM190 154H191V156L193 155V157H192L193 159L190 157ZM262 154L264 155V153H262ZM132 155L134 156V154H132ZM261 155H260V157H261ZM74 156H75V153H74ZM81 156H79L78 158H80ZM106 156H108V155H106ZM133 156L132 157L130 156L131 159L133 158ZM164 156H165V154H164ZM255 156H256V158H255ZM166 157H169V154ZM166 157H164V158L168 159ZM209 157H211V155ZM125 159L131 160L129 157L125 158ZM154 159H156V160L150 161V165L152 166V168H154V167L162 168V166L164 165L163 160H161L162 161V163H161L162 166H161V164L159 163L160 159H159V161L157 160V157ZM212 160H213V158L210 161H212ZM219 160L217 159V161H219ZM249 160H250V163H249ZM26 161L30 165L29 166L31 168L30 171L24 170V169H22L23 167L22 168L20 167V165L24 164V162H26ZM213 162L216 163L215 161H213ZM209 163H212V164L210 165ZM183 165H182V167H184ZM166 167H167V164H166ZM225 167H227L228 169L230 168V170L236 171V173L238 174V177L242 180H245V182L244 181L243 182L246 185L243 186L244 185L243 184L240 187L237 184L238 181L236 182V180L238 178H236L235 180H234L235 177L231 178L230 176H232V175L230 174V170H228ZM186 168H185V170H187ZM217 168H218V166H217ZM179 170L181 171V169L178 168V171ZM178 171H175V172H178ZM184 172H179V173H184ZM227 172L230 174V176L228 175ZM204 173L207 176V181H209V184H207V185H204V184L202 185L199 182L200 181L199 179L202 177V175ZM175 174H177V173H175ZM40 175L42 176L41 179L43 178L42 181H41V179L39 180ZM101 176H103V175H101ZM239 183L241 184V181ZM181 185H183V184L181 183ZM180 189H182V187H180ZM178 190L176 188V192L174 191L177 195H178V193H177ZM129 194H128V196H129ZM159 196H161V195H159ZM162 196H163V198H166V197H164L165 195H162ZM179 197H180V195H178V198ZM181 198H182V196H181ZM226 198L232 199L233 200L232 203L227 202V201H229V199L226 201ZM4 200H5V203H3ZM15 202H16V200L13 198V195L11 193H9L8 191H6L2 182H0V264H14L9 260L1 258L2 256L10 257V258L11 257L17 258L20 261L18 264H61L60 262H58L55 259V257L53 255H46L42 252H32L29 250V248L27 246H25L24 234L26 232L38 233L39 230L36 229L37 226H36L33 218L30 217V218L24 219L25 216H22V214H24L23 213L24 211L22 212L20 209L19 210L22 213L16 211L17 210L16 208L20 207V206L18 203H15ZM163 202L164 201H162L160 203L163 204ZM5 204H10V205H5ZM13 205L17 206V207L16 208L10 207ZM113 209H116V212H112ZM219 212H220V210H219ZM220 214L219 215L222 216V214H224V213L221 212ZM26 216H27V214H26ZM186 216H187V214H186ZM186 216H184V217H186ZM247 216H250V219H247L248 218ZM252 216H254V217L252 218ZM1 217L8 219L7 220L8 222H6V221L4 222ZM136 217L140 218V220H142L143 222H141L140 220H139L140 222L137 221ZM221 222H222V220H221ZM119 225H122L124 228L119 227ZM83 227H89V229L85 233H80V231L83 229ZM117 227H119V228H117ZM203 230H204L203 227L201 229H198V233H202L201 231H203ZM188 231L193 233L194 229L188 227ZM117 240L119 241V243L117 242ZM122 244L125 245L126 248L122 247L121 246ZM116 257L118 258L117 260H116Z\"/></svg>",
	"mask_w": 264,
	"mask_h": 264
},
{
	"label": "built area",
	"instance_id": "obj_3",
	"mask_svg": "<svg viewBox=\"0 0 264 264\" xmlns=\"http://www.w3.org/2000/svg\"><path fill=\"white\" fill-rule=\"evenodd\" d=\"M117 2L118 0H82V6L92 14L109 15L115 11Z\"/></svg>",
	"mask_w": 264,
	"mask_h": 264
}]
</instances>
